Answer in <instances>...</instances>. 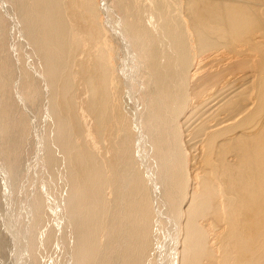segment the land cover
Returning <instances> with one entry per match:
<instances>
[{
  "label": "bare ground",
  "instance_id": "bare-ground-1",
  "mask_svg": "<svg viewBox=\"0 0 264 264\" xmlns=\"http://www.w3.org/2000/svg\"><path fill=\"white\" fill-rule=\"evenodd\" d=\"M107 1L79 0L84 11L70 17L76 0H0V65L15 73L10 95L0 80V264H264V0H146L150 23L133 0H115L119 13ZM101 15L125 49L120 91L102 43L93 62ZM169 16L167 60L157 46L147 64L146 41L165 43L156 31ZM241 45L261 59L229 61ZM80 88L102 153L77 112ZM156 92L173 114L170 137L153 123ZM128 113L136 132L123 129ZM177 160L187 171L173 178ZM157 162L160 177L129 175L131 163Z\"/></svg>",
  "mask_w": 264,
  "mask_h": 264
},
{
  "label": "rangeland",
  "instance_id": "rangeland-1",
  "mask_svg": "<svg viewBox=\"0 0 264 264\" xmlns=\"http://www.w3.org/2000/svg\"><path fill=\"white\" fill-rule=\"evenodd\" d=\"M137 5H139L140 7H144L146 10H145V21H147L148 23H150L151 21H154L156 20V17L154 16V11L152 10L151 8V5L148 4L146 2V0H133ZM78 2L79 0H76V3L77 5H75L72 9H70V7L68 6L67 8V14L69 15L72 11L74 12H77L80 13L84 11V7L78 5ZM115 0H111V3L109 1H107L108 5L110 4V6L112 5L114 7V11L116 13H119L121 12V5L120 6H115ZM169 0H162L161 3H163L165 6H167ZM180 0H172V3L173 5H177V8L179 9L180 8ZM176 3V4H175ZM108 7V6H106ZM147 15H150V17H148ZM70 16V15H69ZM137 16V14H136ZM71 17V16H70ZM168 17V16H167ZM163 18L162 19V32H158L156 31V33H158V35L160 36V38L164 39L165 43L162 44V43H159L157 40L156 42L154 43H151L149 42L148 40L146 41L147 44L149 45L150 47V52H149V55L147 57H143V56H140L141 57V60H143L145 63H149L151 60L154 59L155 55H156V49L155 47L159 46L161 48V52L164 51V45H166L169 41H170V33H171V23H172V17L169 16L170 20L169 21H165V19L167 18ZM130 18L132 19L133 17L130 16ZM100 21L102 22V25L104 27V36L102 37V41L103 42H97L96 45L94 46V49H93V53L95 55V59H94V63L96 65H100V60L96 57V53L99 52V49L101 47V45L103 44L105 46V48L107 49L108 51V59L110 61L109 62V66L110 68H112L113 70V79L112 81V88H113V91L114 89L117 87L120 90H122L123 88V76H122V72H121V68H122V65L126 59L125 57V49L122 48L120 46V43L118 41L115 40V38L113 37L112 33L110 31L107 30V28L105 27L104 25V20H107V18L105 16H102L99 17ZM117 29H114V27L110 26L111 29H113L114 31L116 30H122V26H121V23H120V20L117 19ZM143 23H140L138 24V19H137V22L136 23H133V28H136V29H143ZM128 30V29H127ZM258 36H261V34H258ZM129 37V36H127ZM130 38V37H129ZM261 39L264 41V37H261ZM134 42V46H133V49L138 52L139 50V46L141 45V43L139 41H136V40H133ZM102 43V44H101ZM86 48H87V45L84 46V51L80 54V57L83 58L85 55H86ZM240 49H241V54L240 55H232V54H229L228 55V59L229 61H235V60H242L244 58H248V59H253V60H258V59H261V55L257 52H254V50L252 48H250L249 46L247 45H241L240 46ZM174 50V49H173ZM225 49H222L221 52H224ZM165 52V51H164ZM218 52H213V53H209L207 56H205L204 60H208L210 59L213 55L217 54ZM166 52L165 54H162L161 53V62H166ZM110 57V58H109ZM201 63V61L199 62ZM201 72H197L195 74L194 77H196V75H200ZM9 77L11 78V80H9ZM14 77H15V73L14 71L12 70V67L6 63H4L3 65H0V80H1V86H2V90L5 91L6 94L10 95L11 94V91H12V85H13V80H14ZM31 85V84H30ZM183 85V89L181 92L184 91L185 89V83L183 82L182 83ZM148 89V87H147ZM149 92V91H148ZM80 96V99H79V102H78V106H77V112L79 114V117L80 119L83 121L84 125H85V128H86V134L88 136L89 139H91V142H92V145H95L94 147L97 148V146L101 147L99 143V140L96 138V135L93 133V122H94V119L91 117L89 111L87 110L86 106H85V99L87 97V93L82 89L80 88V92L78 94ZM160 93L156 92L155 93V96L154 97H150L149 98V101L148 103L153 107V110H154V116H153V123L156 122V125H161L163 128H164V131L166 133V136L167 137H170V133H172L173 131H175V129L172 128V124H171V121H170V117H172V113H167V109L169 108V106L164 103L163 106H160V104H158V102L156 101V97L159 96ZM192 97L190 96V93L187 95V99H186V103L187 102H191L192 103ZM115 105L118 104V100H117V95L115 96ZM122 107V109L124 108L122 104H119L118 105V108ZM3 110L5 112H12L13 110H11V106L9 105H4L2 106ZM158 109L159 110H165L164 113H161V112H158ZM120 110V109H119ZM124 112V110H122V113ZM149 113V115L151 116V111L148 110L147 111ZM187 112V110H186ZM20 117V116H19ZM119 120V118H118ZM119 123H120V120H119ZM183 123V117L180 119L179 121V125H181ZM31 122H29L28 124V130L29 132H31ZM123 129H127V130H130V131H134L136 132V123L134 122V119H133V115L131 113H128L127 114V119L123 121ZM90 132V133H89ZM174 133V132H173ZM183 136V135H182ZM95 137V138H94ZM184 140H185V137L183 136ZM97 145V146H96ZM98 152L102 153L103 152V149L102 147L99 149H97ZM125 152L128 154L130 153L129 149L126 148L125 149ZM107 154H110V152H107ZM131 155V153H130ZM131 159V156L127 157L126 160H130ZM141 168L144 169L145 171V174L146 176L148 174H150V168L153 169V171L158 174V176H162V172H163V164H161L160 162H157V163H153V164H143V165H138V164H135V163H131L129 165V169H132L129 173V175H131V173L134 174V178L139 174V172L141 171ZM179 170H182L183 171V174L185 171H187L186 167L184 166L183 164V161L182 160H177V165H174L172 166V170L171 172H174L173 173V178L176 174H178L177 172ZM171 172L169 173V176L167 177L166 179V183H167V186L168 187H171L173 185L172 182V179H171ZM191 174V183L193 182L194 183V177H197L199 175V172H192L190 173ZM152 179V178H151ZM149 183V187H147L149 193H151L153 191V184L154 181H150L148 180ZM128 184H132L135 189H138L139 190V193L143 192V193H146V191L143 190V187L142 185H140L138 182L136 183L135 181H130L129 183H125V187L128 185ZM31 185L32 183H29L28 187L29 189L31 188ZM50 196L52 197V194H50ZM155 200V202H158V200L155 198H152ZM206 224L209 226V231H210V234H211V239H210V242H209V245L210 247L212 248H216V256L220 254V250H219V247L216 246L215 247V241H216V238H217V234L215 233V230L212 228V222L210 219L206 220ZM227 229L225 227L221 228L218 232V234L220 235H227ZM133 258L134 259H137L139 256H140V252H135V254H132ZM218 261L216 260V263ZM147 264H153L152 261H149L147 262ZM208 264H214L212 262H208Z\"/></svg>",
  "mask_w": 264,
  "mask_h": 264
}]
</instances>
